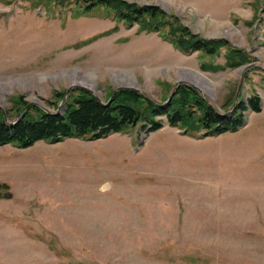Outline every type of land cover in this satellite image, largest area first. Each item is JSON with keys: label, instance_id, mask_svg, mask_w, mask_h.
<instances>
[{"label": "rangeland", "instance_id": "rangeland-1", "mask_svg": "<svg viewBox=\"0 0 264 264\" xmlns=\"http://www.w3.org/2000/svg\"><path fill=\"white\" fill-rule=\"evenodd\" d=\"M126 1L161 9L162 32L177 22L227 44L214 55L184 53L102 6L0 0L4 121L31 106L54 113L64 99L63 114L81 91L102 103L116 94L131 102L135 92L167 106L177 81L221 116L253 93L261 110L245 111L235 131L201 139L161 116L153 132L0 145V183L8 185L0 195H11L0 196V264H264V0ZM232 47L246 61L230 68ZM73 72L91 77L93 94Z\"/></svg>", "mask_w": 264, "mask_h": 264}, {"label": "trees", "instance_id": "trees-1", "mask_svg": "<svg viewBox=\"0 0 264 264\" xmlns=\"http://www.w3.org/2000/svg\"><path fill=\"white\" fill-rule=\"evenodd\" d=\"M43 2L44 0H35ZM64 5V0H55ZM77 3L76 10L88 12L102 6L112 14L118 22L131 26L136 23L139 30L162 33L171 44L181 52L197 51L202 54H218L220 45L225 41H208L186 27L174 22L169 33L162 32L161 27L167 23L164 13L155 5H140L126 0H73ZM174 21H177L176 19ZM242 51L229 48L225 65L233 68L246 61L241 56ZM203 68V64H201ZM218 65L215 68H223ZM66 105L64 113H47L40 108L28 107V112L21 114L14 124H7L0 113V145L11 144L26 148L42 140L47 143L63 141L66 138L95 140L108 136L110 133H126L130 129L153 132L163 126L165 117L167 125L177 127L182 133L197 139L211 135H219L235 131L245 119V111L259 112L261 99L256 94L248 96L245 101H239L237 109L231 117L221 116L207 104L192 87L179 84L167 106L140 97L135 92H128L132 97L129 102L124 96L116 94L112 102L104 105L88 92L81 91ZM118 93V92H117ZM120 93V92H119ZM130 98V97H128ZM165 100V99H163ZM141 102L142 104H138ZM25 102L18 101L14 107L20 110ZM177 105L178 107L173 108ZM172 107V108H171ZM34 109L36 114L30 113ZM1 187H7L0 183ZM10 197V194H1Z\"/></svg>", "mask_w": 264, "mask_h": 264}, {"label": "bare ground", "instance_id": "bare-ground-1", "mask_svg": "<svg viewBox=\"0 0 264 264\" xmlns=\"http://www.w3.org/2000/svg\"><path fill=\"white\" fill-rule=\"evenodd\" d=\"M73 74H74V78H77L78 77V74H79V72H73ZM82 77V76H81ZM84 78H80V79H75L73 82H74V84H79V85H82V86H86L87 88H90V90L91 91H95L94 90V84L91 82V80L89 79V78H91V77H89V76H83ZM118 82H120V81H118ZM196 84H198V86H202V87H204L205 89L207 88L206 87V85H209L210 86V84H208V82H206L204 79H201L199 76H197L196 78H195V81H194ZM210 83V82H209ZM120 84H121V82H120ZM212 88V87H211ZM209 89V88H208ZM212 91H213V89H211Z\"/></svg>", "mask_w": 264, "mask_h": 264}, {"label": "water", "instance_id": "water-1", "mask_svg": "<svg viewBox=\"0 0 264 264\" xmlns=\"http://www.w3.org/2000/svg\"><path fill=\"white\" fill-rule=\"evenodd\" d=\"M249 66H253V65H246V66L242 67L241 70H240V81H239V87H238V90H239V88H240V86H241V83H242V81H243V73H244V71L247 69V67H249ZM179 82H180V81H177V82H176V84H175V86H174V89H173L172 93L170 94L169 98L167 99V102H168V101L170 100V98L174 95L175 89L177 88ZM187 84H188V83H187ZM129 88H130V87H129ZM130 89H133V90H136V91L139 90V89H135V88H130ZM89 92L93 94V92H92L91 90H89ZM138 92H139V91H138ZM94 96H95V95H94ZM95 98H96L97 100H99L101 103L103 102V101H101L98 97L95 96ZM235 98H237V96H235ZM110 101H111V98H109L108 101L105 102V103H103V104H104V105H108V104H110ZM64 102H65V100L63 99L62 102L60 103V106H59L58 109L54 112V114H56V113L59 112V109H60L61 107H63ZM45 110H46V109H45ZM231 110H232V109H230V111L228 110V112L231 113V112H232ZM46 112H47V111H46ZM228 112H227L226 114H228ZM4 114H5V113H4ZM4 116H5V115H4ZM5 119H6V118H5ZM6 120H7V119H6ZM6 120H5V121H6ZM6 123L9 124V125H11V124H14L15 121H12V122H7V121H6Z\"/></svg>", "mask_w": 264, "mask_h": 264}]
</instances>
